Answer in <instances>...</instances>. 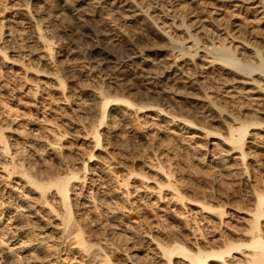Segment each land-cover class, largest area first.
Returning a JSON list of instances; mask_svg holds the SVG:
<instances>
[{"label":"rangeland","instance_id":"obj_1","mask_svg":"<svg viewBox=\"0 0 264 264\" xmlns=\"http://www.w3.org/2000/svg\"><path fill=\"white\" fill-rule=\"evenodd\" d=\"M261 65L264 0H0V264H167L243 228L264 196ZM241 122L262 127L229 175ZM24 174L74 177L70 222Z\"/></svg>","mask_w":264,"mask_h":264},{"label":"bare ground","instance_id":"obj_2","mask_svg":"<svg viewBox=\"0 0 264 264\" xmlns=\"http://www.w3.org/2000/svg\"><path fill=\"white\" fill-rule=\"evenodd\" d=\"M49 41V40H48ZM45 45V44H44ZM50 47V46H49ZM102 54V53H101ZM100 54V55H101ZM107 54V53H106ZM134 54V53H133ZM261 53L259 52V58H263L262 55H260ZM99 56V55H98ZM136 56V55H135ZM182 56V55H181ZM108 58V56H106ZM112 57V56H111ZM134 57V56H132ZM102 58V56H101ZM106 58V59H107ZM204 58V57H203ZM113 60V59H112ZM263 60V59H262ZM106 63L110 62L104 60ZM103 58L101 59V61L99 60V62L102 63L103 65ZM104 62V63H105ZM105 63V64H106ZM112 63V62H111ZM114 63V62H113ZM263 63V62H262ZM232 64L235 63H231V62H223V66L222 69L224 71H227V73H231V75H234L235 77H244L246 75H242L240 72L242 71L241 68H234L232 66ZM101 65V64H100ZM99 65V66H100ZM107 65V64H106ZM114 65V64H113ZM256 66V65H254ZM264 67L263 65L260 66ZM170 68V67H169ZM172 68V67H171ZM259 68V67H258ZM244 73V72H243ZM252 73L249 72V74ZM254 73V72H253ZM252 73V74H253ZM251 75V74H250ZM250 77V76H249ZM246 78H248L246 76ZM244 78V79H246ZM234 79V78H233ZM243 79V78H242ZM237 82H240V80L238 81V79H236ZM236 80H234L236 82ZM249 81V80H248ZM242 82V81H241ZM240 82V83H241ZM244 83V82H243ZM258 85V84H257ZM264 87V86H263ZM264 90V89H263ZM131 102V101H130ZM125 106L128 108L129 103L128 102H124ZM107 105V104H106ZM118 108V107H117ZM129 109V108H128ZM109 110V109H108ZM156 111V110H155ZM160 111V110H159ZM154 113V112H153ZM158 115V114H157ZM120 116V115H119ZM154 116V114H153ZM150 120L154 121L155 118L152 116H149ZM157 118V117H156ZM114 119V118H113ZM116 119V118H115ZM124 119V118H123ZM122 119V120H123ZM158 119V118H157ZM125 120V119H124ZM127 120V119H126ZM111 121V120H110ZM109 121V122H110ZM121 121V120H120ZM119 121V122H120ZM170 121V120H169ZM124 123V122H123ZM172 122H170L171 124ZM119 124V123H118ZM116 125V124H115ZM169 125V124H168ZM262 127V124L260 122H241L237 127L235 126V128L232 126L229 127V137H224L226 138L225 141L221 144H223V146L225 147L224 149H226V151L222 154L217 155L216 158V164H218L219 169L221 168L223 170V172H227L230 174H233L240 171L241 170H246L245 169V161L247 158V153L245 152L244 148H245V143H246V139L247 137H250V133L249 130L252 128V130H257V127ZM116 127V126H114ZM168 127L174 128L175 126L173 125H169ZM172 130V129H171ZM253 135V134H252ZM194 137V136H193ZM192 138V137H189ZM191 142V141H189ZM212 145V144H211ZM8 147V146H7ZM205 147V146H204ZM247 148V147H246ZM8 149V148H7ZM224 151V150H223ZM200 152V151H199ZM215 159V158H214ZM27 160V159H26ZM248 160V159H247ZM247 162V161H246ZM215 163V162H214ZM25 164V163H24ZM17 165V164H16ZM28 166V165H27ZM248 166V165H247ZM246 166V167H247ZM30 167V166H29ZM35 167V166H34ZM23 168V167H22ZM32 169V168H30ZM48 171V170H47ZM25 172V171H24ZM23 172V173H24ZM44 172V171H43ZM55 173V172H54ZM226 173V174H227ZM58 174V173H57ZM44 175V174H43ZM54 175V174H52ZM228 175V174H227ZM231 175V176H233ZM237 175V173H236ZM24 176L26 177L27 175L24 174ZM37 176V175H35ZM76 176V175H75ZM49 177V176H48ZM67 177V176H66ZM27 178L29 179V183L33 184L34 187H36V190L39 189L42 192H45V190L50 189V188H55L56 191V195L59 196L61 201V206L63 208H65L66 211V215L64 217V222L68 223L70 222V220L72 219V206L69 204V194H70V187H69V181L74 177H69L66 178L62 181H53V183L45 188L42 183H38L37 179L34 181V179L32 180L31 177L27 176ZM34 178V177H33ZM39 178V177H38ZM56 179V178H54ZM42 180V179H41ZM44 180V179H43ZM46 180V179H45ZM52 180V179H51ZM24 181V180H23ZM44 182V181H43ZM51 182V181H50ZM38 190V191H39ZM54 191V190H53ZM261 196L258 195V199L257 202L254 204L253 209L247 210L246 215H247V221L246 224L243 228H229L228 230L224 231L222 233V235L219 236L220 240H214L217 241V243H220L218 245L214 244L212 246H206L207 248H199L197 249V251H189L187 248H185L184 246L181 245H175L170 247V249H163V257H166V261L167 264H172V259L173 256L175 255H180V258H183L184 260H186L188 262V264H230V262H237L238 260L241 261L242 264H264V231H263V226H262V220L264 219V211H263V207H264V196L262 195V193H260ZM55 196V195H54ZM48 202V199H46ZM45 202V200H44ZM56 202V201H55ZM52 205V204H51ZM74 208V207H73ZM202 208H204V210H210L211 214H215V218L218 219V221H220V223L223 224L224 226V222L223 220V216L225 215V209H223V207H208L207 205L203 206ZM54 211V210H53ZM55 212V211H54ZM206 212V211H205ZM3 214V213H2ZM59 215V214H58ZM62 216V215H60ZM214 217V215H213ZM62 218V217H61ZM62 220V219H61ZM264 221V220H263ZM63 222V223H64ZM218 224V223H217ZM220 225V224H219ZM67 226V225H66ZM217 227V226H216ZM66 228V227H65ZM79 228V227H78ZM225 228V227H224ZM72 229V227H71ZM74 230V229H73ZM79 231V230H77ZM82 232V231H81ZM219 232V231H218ZM74 233V232H73ZM78 234H80L79 232H77ZM82 234V233H81ZM77 237V236H76ZM84 237V236H83ZM82 237V238H83ZM80 237V235L77 238V242L79 245H84V242L86 243V239L84 241V239H82ZM1 239V238H0ZM4 238H2L0 240V245H4L6 246L5 242H4ZM213 241V242H214ZM212 242V243H213ZM211 243V242H209ZM208 243V244H209ZM8 244V243H7ZM19 244V243H18ZM90 244V243H89ZM184 244V243H183ZM182 244V245H183ZM86 245V244H85ZM20 246V245H19ZM166 246V245H165ZM164 246V248H166ZM171 246V245H170ZM86 247V246H85ZM189 247V246H188ZM5 248V247H3ZM7 248V247H6ZM11 248V247H10ZM7 248V249H10ZM160 248V247H159ZM158 248V249H159ZM169 248V247H167ZM12 249V248H11ZM162 249V247L160 248ZM10 252V251H9ZM98 252V251H97ZM100 256V255H99ZM96 257V256H95ZM240 257V258H237ZM104 261V260H103ZM238 263V262H237ZM239 263V264H241ZM102 264V263H101ZM103 264H110V263H106L103 262ZM183 264V263H182ZM236 264V263H234Z\"/></svg>","mask_w":264,"mask_h":264}]
</instances>
